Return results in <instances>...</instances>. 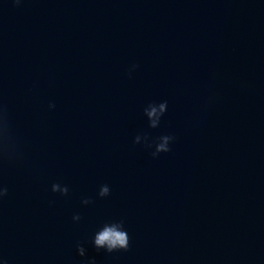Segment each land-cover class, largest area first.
Wrapping results in <instances>:
<instances>
[{
  "label": "water",
  "instance_id": "water-1",
  "mask_svg": "<svg viewBox=\"0 0 264 264\" xmlns=\"http://www.w3.org/2000/svg\"><path fill=\"white\" fill-rule=\"evenodd\" d=\"M0 108V264H264V0H0Z\"/></svg>",
  "mask_w": 264,
  "mask_h": 264
},
{
  "label": "clouds",
  "instance_id": "clouds-1",
  "mask_svg": "<svg viewBox=\"0 0 264 264\" xmlns=\"http://www.w3.org/2000/svg\"><path fill=\"white\" fill-rule=\"evenodd\" d=\"M13 3L17 6L21 3V0H13ZM138 65H133L132 68L135 69ZM50 108H54V104L49 105ZM167 110V101L161 102L159 104H149L144 109V114L148 118L149 127L157 128L159 126L161 117L165 114ZM8 137V123L6 112L3 108H0V145L7 144ZM141 136L137 135L135 137L134 143L139 144L141 142ZM145 141L148 140V137L143 138ZM175 139L171 135H163L157 138V141L153 142L155 144V150L151 153L153 158H156L160 153H167L170 149V143ZM152 143H148L147 147L151 148ZM9 153L3 147H0V159L8 158ZM52 192L60 193L61 195H67L69 189L67 186H62L59 183H54L51 188ZM8 189L7 187L0 185V199L7 196ZM110 194V188L108 185H102L99 190V197H107ZM92 203L91 199H83L82 204L88 205ZM73 221H79L81 219L79 214H75L72 217ZM93 246L99 251L101 249L105 250L108 253L117 252V251H127L129 248V236L127 231L124 229V222H112L106 223L103 227L98 230L92 240ZM77 252L81 257L85 256V248L81 244H77ZM87 264H96L95 258L89 259Z\"/></svg>",
  "mask_w": 264,
  "mask_h": 264
}]
</instances>
